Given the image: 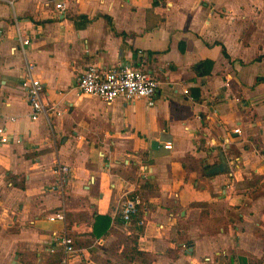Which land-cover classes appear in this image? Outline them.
<instances>
[{
  "label": "crops",
  "instance_id": "crops-1",
  "mask_svg": "<svg viewBox=\"0 0 264 264\" xmlns=\"http://www.w3.org/2000/svg\"><path fill=\"white\" fill-rule=\"evenodd\" d=\"M27 64L47 118L29 117ZM115 64L149 71L152 107L78 92ZM0 126V264H57L62 232L68 264H264V0H0Z\"/></svg>",
  "mask_w": 264,
  "mask_h": 264
},
{
  "label": "built area",
  "instance_id": "built-area-1",
  "mask_svg": "<svg viewBox=\"0 0 264 264\" xmlns=\"http://www.w3.org/2000/svg\"><path fill=\"white\" fill-rule=\"evenodd\" d=\"M54 8L57 11L64 10L63 3H55ZM15 29V38L18 42L20 50L22 46L28 44V39L22 38L17 21L13 20ZM30 65L27 64L25 73L21 77L20 87L24 91L26 101L29 107V117L31 120L38 116L47 118L54 107L43 103L41 97L42 87L40 82L33 78L29 72ZM76 88L78 92L86 96H95L104 103L108 104L116 98L124 100H144L147 107H152L155 101V92L157 81L144 67H136L130 65L115 64L106 69L98 68L94 65H88L76 78ZM12 120V118H9ZM238 132L237 129H234ZM8 135L4 127L0 126V144L7 141ZM163 148L169 149L168 143H163ZM231 169V168H230ZM52 172L56 176L58 186L65 179L69 169L66 165L56 163L52 168ZM140 203L139 196L133 194L125 197L119 206V216L121 221L128 222L132 215L137 211V205ZM48 221H59L64 223V214L60 211H55L47 215ZM139 224L143 223L141 219ZM52 239L61 247L62 255L57 264H68L69 257L75 252L72 238L66 232L52 233Z\"/></svg>",
  "mask_w": 264,
  "mask_h": 264
},
{
  "label": "water",
  "instance_id": "water-1",
  "mask_svg": "<svg viewBox=\"0 0 264 264\" xmlns=\"http://www.w3.org/2000/svg\"><path fill=\"white\" fill-rule=\"evenodd\" d=\"M159 141H164V139H162L160 136L157 138V140H151L149 142V149L152 151H157L159 149H162V151H166L163 149L162 145L159 147L158 142ZM226 169L225 166V161L223 159V156L220 154L219 155V163L211 168H209L206 172L213 174V173H219V172H223Z\"/></svg>",
  "mask_w": 264,
  "mask_h": 264
},
{
  "label": "trees",
  "instance_id": "trees-1",
  "mask_svg": "<svg viewBox=\"0 0 264 264\" xmlns=\"http://www.w3.org/2000/svg\"><path fill=\"white\" fill-rule=\"evenodd\" d=\"M137 210H138V205H137ZM136 213H137V211H136ZM136 213L134 214V215H136ZM134 215H132V216H134ZM131 216V217H132ZM132 243H134L135 242V239H132V241H131ZM132 252L134 253V254H136V255H143L141 252H139V251H137L136 249H132Z\"/></svg>",
  "mask_w": 264,
  "mask_h": 264
}]
</instances>
